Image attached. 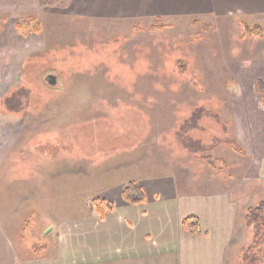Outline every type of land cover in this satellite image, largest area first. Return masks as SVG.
<instances>
[{
  "label": "rangeland",
  "instance_id": "rangeland-1",
  "mask_svg": "<svg viewBox=\"0 0 264 264\" xmlns=\"http://www.w3.org/2000/svg\"><path fill=\"white\" fill-rule=\"evenodd\" d=\"M64 7L0 14L3 227L36 254L138 177L233 194L248 185L264 136V15L161 19L154 30V19L87 21ZM260 225L231 264L247 248L264 264Z\"/></svg>",
  "mask_w": 264,
  "mask_h": 264
},
{
  "label": "crops",
  "instance_id": "crops-1",
  "mask_svg": "<svg viewBox=\"0 0 264 264\" xmlns=\"http://www.w3.org/2000/svg\"><path fill=\"white\" fill-rule=\"evenodd\" d=\"M38 7V0H0V14ZM64 10L70 18L87 21L140 23L230 15L251 19L264 15V0H70ZM262 138L252 141L257 152L247 171L248 185L234 194L228 187L213 191L191 182L181 186L173 178L138 177L134 181L145 192L144 204H126L121 188L115 189L105 198L114 210L104 219L95 212L79 219L58 232L51 248L36 254L24 243L21 231L3 227L0 221V264H231L234 250L239 247L240 252L243 239L250 236L244 219L247 210L255 208L250 204L255 206L257 200H251L264 198ZM191 217L198 221L197 234L182 229L183 220Z\"/></svg>",
  "mask_w": 264,
  "mask_h": 264
},
{
  "label": "trees",
  "instance_id": "trees-1",
  "mask_svg": "<svg viewBox=\"0 0 264 264\" xmlns=\"http://www.w3.org/2000/svg\"><path fill=\"white\" fill-rule=\"evenodd\" d=\"M70 0H38V6L40 8H53L59 6H65L69 3ZM36 18H28V21H35ZM161 23L160 19H155V24L157 26H153V29H162L163 26H159ZM35 30L39 31V25H35ZM255 90L258 94H264V82L256 81L255 82ZM264 104V101H263ZM121 197L123 201L131 206L142 205L146 201V195L143 188L134 181L128 182L122 189ZM93 210L96 215L100 219H104L107 214L111 213L114 210V205L108 201L104 200H95L93 201ZM264 216V202H261L257 207L250 208L247 210V214L245 216V224L247 227H252L255 231L254 242H256L260 238V222ZM182 229L189 234H197L199 232V224L196 218H186L182 222ZM251 248L244 249L242 251V257L240 260L241 264H252L255 263L256 258H250Z\"/></svg>",
  "mask_w": 264,
  "mask_h": 264
},
{
  "label": "water",
  "instance_id": "water-1",
  "mask_svg": "<svg viewBox=\"0 0 264 264\" xmlns=\"http://www.w3.org/2000/svg\"><path fill=\"white\" fill-rule=\"evenodd\" d=\"M45 81H46L50 86H55V85L57 84V82H56V78H55L54 76H52V75L47 76V77L45 78Z\"/></svg>",
  "mask_w": 264,
  "mask_h": 264
}]
</instances>
